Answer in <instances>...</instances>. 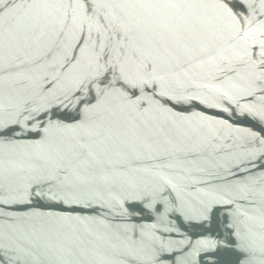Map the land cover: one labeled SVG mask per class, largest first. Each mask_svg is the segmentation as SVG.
Segmentation results:
<instances>
[{"label":"water","instance_id":"obj_1","mask_svg":"<svg viewBox=\"0 0 264 264\" xmlns=\"http://www.w3.org/2000/svg\"><path fill=\"white\" fill-rule=\"evenodd\" d=\"M0 264H264V0H0Z\"/></svg>","mask_w":264,"mask_h":264}]
</instances>
